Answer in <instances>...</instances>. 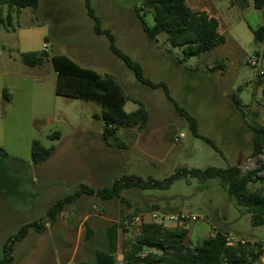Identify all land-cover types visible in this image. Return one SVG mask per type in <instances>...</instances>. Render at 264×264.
Masks as SVG:
<instances>
[{
    "label": "rangeland",
    "instance_id": "1",
    "mask_svg": "<svg viewBox=\"0 0 264 264\" xmlns=\"http://www.w3.org/2000/svg\"><path fill=\"white\" fill-rule=\"evenodd\" d=\"M36 13L30 9L14 14L8 21L7 8L0 6V150L8 154L0 165V259L9 237L21 227L46 219L56 201L73 194L81 185L95 190L109 188L127 175L163 181L179 168L227 169L238 166L243 173L264 164V154L251 157L253 121L264 126V60L257 57L262 44L254 31L264 24L254 0H218L208 15L218 19L225 43L202 55L184 59L182 49L172 48L166 35L149 42L135 15L142 0H90L103 29L109 30L116 46L162 88H149L135 78L125 63L109 50L105 36L94 33L85 0H38ZM212 7V8H211ZM203 7H195L202 11ZM149 27L153 14L144 18ZM46 52L48 60L28 66L23 55ZM67 56L82 67L114 76L126 96L127 113L143 102L150 113L146 129L120 128L121 143L103 139L102 108L95 102L57 95L54 56ZM256 66H251L249 60ZM216 62L224 64L218 69ZM263 72V74H261ZM242 88V92L238 88ZM238 93L242 107L233 101ZM185 109L198 121L200 133L219 148L190 133L178 112ZM95 116H100L95 117ZM55 133L59 137H53ZM39 141L53 147L51 157L40 165L31 160V148ZM264 178V172L260 175ZM260 184H252L250 188ZM123 201H103L83 196L59 215L55 225L46 223L40 233L31 230L14 246L13 264H78L89 260L103 246L102 232L114 223L125 225L122 216L138 208L147 212L177 210L198 217L193 248L219 230L247 243L264 246V227H253L246 209L237 206L221 187L219 179L205 184L181 178L168 190H124ZM145 211V212H146ZM89 224L95 233L87 240ZM201 230L205 235L198 233ZM136 234L121 233L120 242L134 241ZM122 261V250L117 255ZM254 264H264V253Z\"/></svg>",
    "mask_w": 264,
    "mask_h": 264
},
{
    "label": "trees",
    "instance_id": "2",
    "mask_svg": "<svg viewBox=\"0 0 264 264\" xmlns=\"http://www.w3.org/2000/svg\"><path fill=\"white\" fill-rule=\"evenodd\" d=\"M0 6L7 8L8 21L14 14H20L22 10L30 9L36 13L39 7L38 0H0ZM254 6L261 10L264 16V0H254ZM87 14L94 21V33L105 36L109 41V50L133 72L135 78L142 85L149 88H162L169 100H172L170 91L165 83H154L147 78L143 69L137 62L124 54L115 44V38L109 30L103 29L101 19L96 15L90 0H85ZM139 19L142 30L149 42L157 41L160 34L166 35V41L172 48L182 49L184 59L201 57L225 43V37L219 32L218 19L211 17L205 11H193L186 0H142L141 6L135 12ZM148 13L153 14L154 24L149 27L144 18ZM255 40L262 44V51L257 57L264 60V24L254 31ZM48 58L47 53L32 52L23 55V61L31 67L40 66ZM57 72V95L70 98H78L87 102H95L102 108L100 117L104 122L103 139L105 142L121 143L118 136L120 128L144 130L150 122V113L139 100L138 109L127 113L124 107L131 100L126 96L118 80L110 75H102L95 70L85 68L77 64L67 56H54L51 59ZM218 69L225 66L216 62ZM262 87L264 81L259 80ZM238 91L241 93L242 88ZM264 97V88L262 90ZM233 101L238 108L242 107V100L238 93L233 94ZM178 112L188 123L192 136L201 139L210 145L216 152L219 148L209 138L199 131L197 119L185 109L177 106ZM253 134L251 157L258 158L264 154V126L253 121L248 126ZM59 137L58 133L51 136ZM54 148H46L39 141H34L31 148V160L34 165L46 162L52 155ZM8 154L0 150V165L4 166ZM264 172V164L243 173L238 166H230L227 169L208 167L201 169L179 168L170 177L163 181L149 177L144 180L135 175H127L112 182L109 188L95 190L81 185L78 190L62 199H59L49 208L46 219L34 221L20 228L18 233L9 237L2 249L0 264H13V250L17 242L23 240L31 230L41 232L48 224L55 225L59 215L68 206H73L83 196H95L103 201H123L124 190L139 189L168 190L172 183L181 178H194L205 184L211 179H219L221 187L234 199L237 206L246 209L250 216L251 225L255 228L264 227V178L260 175ZM260 185L250 188V185ZM159 207L153 206L150 210L159 211ZM145 209L138 208L135 212H126L122 221L128 222L134 217L147 213ZM151 212V211H148ZM177 210L171 214H178ZM196 224L189 229H167L157 224H143L141 233L134 241L120 242L121 233L127 231L119 223H114L102 232L103 246L92 252L89 260L78 264H254L263 255L260 244H238L233 247L227 246V232L219 230L214 236L205 238L200 245L193 248V235ZM87 227V240L93 241L95 233L89 224ZM122 250V261L117 260L118 253Z\"/></svg>",
    "mask_w": 264,
    "mask_h": 264
},
{
    "label": "built area",
    "instance_id": "3",
    "mask_svg": "<svg viewBox=\"0 0 264 264\" xmlns=\"http://www.w3.org/2000/svg\"><path fill=\"white\" fill-rule=\"evenodd\" d=\"M251 66H256L254 60H249ZM263 74V72H261ZM198 217L192 215L191 213L181 212L178 214H168L159 211H151L147 213L140 214L133 219L125 222L123 228L128 232H134L136 236L141 233V227L143 224H157L163 226L167 229H189L193 224L198 222ZM214 236V235H213ZM238 244L245 245L246 242L241 239H236L232 236L227 235V246L233 247ZM253 245V244H252ZM262 251L264 252V246H262Z\"/></svg>",
    "mask_w": 264,
    "mask_h": 264
},
{
    "label": "crops",
    "instance_id": "4",
    "mask_svg": "<svg viewBox=\"0 0 264 264\" xmlns=\"http://www.w3.org/2000/svg\"><path fill=\"white\" fill-rule=\"evenodd\" d=\"M187 1V5L193 10L195 11V7H203L202 11H205L207 13H209V6L204 5L205 3H210L211 0H186ZM214 2H218V0H214ZM212 8V7H211ZM264 88V85L262 86ZM198 233H202L203 235L206 234V232H204L203 230H201Z\"/></svg>",
    "mask_w": 264,
    "mask_h": 264
}]
</instances>
